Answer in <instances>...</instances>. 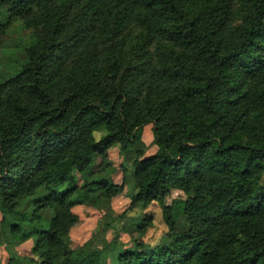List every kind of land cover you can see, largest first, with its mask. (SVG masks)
I'll return each instance as SVG.
<instances>
[{"label":"trees","instance_id":"trees-1","mask_svg":"<svg viewBox=\"0 0 264 264\" xmlns=\"http://www.w3.org/2000/svg\"><path fill=\"white\" fill-rule=\"evenodd\" d=\"M5 12L33 37L0 70V212L15 236L32 227L38 256L7 264H106L91 243L69 248L73 209L123 192L95 157L107 170L151 124L132 200L162 208L171 242L116 264H264V0H0ZM173 190L187 198L168 204Z\"/></svg>","mask_w":264,"mask_h":264},{"label":"rangeland","instance_id":"rangeland-1","mask_svg":"<svg viewBox=\"0 0 264 264\" xmlns=\"http://www.w3.org/2000/svg\"><path fill=\"white\" fill-rule=\"evenodd\" d=\"M0 24L1 70L10 64L11 60L23 59L24 48L32 40L33 33L24 28L21 19H11L7 12L0 15ZM153 128L151 124L138 133V141L131 152H122L119 146L111 148L109 150L111 164L107 170L102 169V158L95 157V173L100 177H108L113 184L123 185L124 190L112 199L103 192H97L91 200L80 203L73 209L78 222L71 227L67 244L74 252L91 243L93 249L102 253L106 264H116L120 255L134 250L141 242L150 247L163 246L171 242L162 208L156 202L145 207L140 203L135 204L132 200L137 192L133 168L135 152L144 151V158L156 153ZM75 176L78 185L81 186L83 184L81 176L78 173H75ZM186 198L187 195L183 191L173 190L167 200L168 204H172L175 200ZM33 199L34 197L27 199L20 206L19 213L22 217L33 216ZM52 217V213L41 214L42 219L50 220ZM2 220L3 214L0 212V264H7L13 257L38 260L34 251L36 239L28 236L32 227L25 226L24 231L15 236L10 227L13 221L18 219L13 220L9 217L6 223ZM141 223L148 224L145 232L139 229ZM176 227L179 233L186 232L187 222L183 215L178 216Z\"/></svg>","mask_w":264,"mask_h":264}]
</instances>
